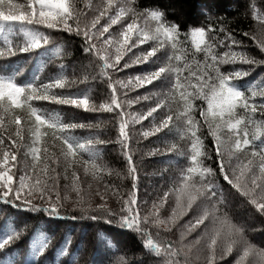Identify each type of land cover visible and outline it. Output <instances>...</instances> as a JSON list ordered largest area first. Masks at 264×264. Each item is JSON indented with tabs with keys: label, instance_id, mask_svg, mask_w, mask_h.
<instances>
[{
	"label": "snow or ice",
	"instance_id": "1",
	"mask_svg": "<svg viewBox=\"0 0 264 264\" xmlns=\"http://www.w3.org/2000/svg\"><path fill=\"white\" fill-rule=\"evenodd\" d=\"M88 8L91 11H85L75 0H27L26 4L14 0H0V35L3 36L4 42V47H0V58L29 53L48 45L53 37L46 30L64 32L80 39L82 53L89 56L98 77L106 78L104 82L109 89V97L105 103L92 104L90 107L87 96L50 92L53 88L62 89L76 82L67 80L63 75H58L48 83H18L10 75L0 76V129L5 128V120L9 127H14V132L7 136V143L3 132H0V203L20 211L42 212L49 219L69 218L62 215L63 202L68 196L65 194L61 197L58 186L57 168L63 167L65 180L69 179L70 172V187L76 193L74 208L81 214L71 216L72 220L103 221L135 232L145 249L162 258L161 264H195L191 259L192 249L194 245L200 244L201 239L205 241L201 245L204 253L203 264H218L233 253L234 247L236 255L228 264H264V249L249 242L244 227L233 223L226 210L229 198L238 196L264 215V119L255 118L258 107L260 116L264 117V103L259 106L249 103L245 92L232 83L235 79L247 76V70L221 72L219 67L220 64L226 63L256 66L264 64V59L257 60L243 50H231L233 45L239 47L243 44V41L236 39L231 32H225L223 38H218V32L211 26L207 29L195 27L190 29V33L184 34H190L195 51L184 52L185 63L180 67L172 61L182 60V55L176 53L183 50L182 45L185 42L181 40L179 25L168 22L162 11L148 7L137 11L133 0H99L94 8L91 4ZM207 14L206 10L205 15ZM126 16H130V21L122 22ZM253 16H257L255 11ZM141 17L144 18L143 25L138 22ZM102 18H105L103 24L100 23ZM259 19L262 25L260 38L257 39L255 35L250 38L255 41L259 50L264 52V16ZM149 21H154L155 26L152 27ZM117 24H120L119 30L115 33L109 32V29ZM105 33L108 35L105 36ZM21 34L22 40L14 46L10 36ZM243 35L249 36V33L245 32ZM149 41L155 43L147 49L133 53L123 64L120 63L127 52ZM166 43L171 52L165 49ZM217 46L228 50L213 54V49ZM161 49H164V52L157 55ZM197 53H203L202 60L194 59ZM189 56L193 58L191 62L188 61ZM149 62L154 66L152 70L137 73L126 80L113 79L114 73L133 64ZM192 63L196 64V71L191 70ZM185 69H189L187 75H184ZM157 80L168 81L166 95L153 93L137 95L132 99L120 98L124 89L139 88ZM248 91L253 98L257 95L264 97V79L250 82ZM177 93L183 101V107L174 110L169 100L175 99ZM123 94L126 96V93ZM152 95H156L157 99L149 106L147 112L136 115L127 111V106L140 100H150ZM190 97L206 101V108H200L202 123L196 121L192 115L194 106ZM33 100L49 101L93 112L115 111L118 123L116 143L121 147V154L126 161V176L131 180L127 192L121 191L118 186L104 183L103 192L98 190L96 193L101 202L97 203L95 208L86 203L79 186V171L82 169L85 174H91L96 179L102 178L105 172L111 175L113 169L99 161L98 147L109 141L95 135H73L72 130L92 128L93 125L62 122L29 103ZM238 108L243 109L244 114H238ZM158 110L159 119L153 115ZM148 117H152L150 127L140 132L144 138L165 128L172 130V127L183 130L184 135L190 133V151L185 146L184 151L177 152V155L184 156L190 163L179 168L173 185L153 200L142 216V206L148 202L138 201V170L129 145V125ZM22 120L30 121V144L26 146L23 145ZM241 125H244L243 129L240 128ZM198 126H206L208 135L212 137L216 168L204 164L202 157L209 160L212 157L204 149L201 137L197 135ZM249 126L253 129L252 140L261 142L259 152L253 148L250 156L246 154L244 159L237 157L234 163L232 157L235 153L252 142L248 138ZM45 128L51 130L50 139L58 142L54 145L59 148L58 153L50 152L48 142L43 140V137L48 136L47 131H42ZM224 129L230 134L227 138L221 136ZM21 146L27 148L26 155L31 156L32 163L30 166L18 168L17 152ZM175 148L176 145L173 144L168 151ZM156 151L158 150L154 149L153 153ZM221 177L225 184L219 183ZM68 187L69 185H65V188ZM109 193L119 203L118 210L108 206L106 196ZM169 196L172 197L170 214L161 218L160 209L169 202ZM34 200L39 203H34ZM189 212L191 215L182 225L184 231L179 242L158 239L162 230L171 231L176 221ZM153 228L155 232L152 231ZM197 229H200V234L196 240L190 244L183 243L184 236ZM21 231L22 229H13L0 238V249L14 242ZM47 247V238L35 243L24 264H47L46 261L37 262L32 259L42 254ZM196 259H199V256ZM0 264H15V261L9 256L0 259ZM115 264H127V261L121 259Z\"/></svg>",
	"mask_w": 264,
	"mask_h": 264
},
{
	"label": "trees",
	"instance_id": "2",
	"mask_svg": "<svg viewBox=\"0 0 264 264\" xmlns=\"http://www.w3.org/2000/svg\"><path fill=\"white\" fill-rule=\"evenodd\" d=\"M14 2L26 4L27 0H14ZM75 2L85 11H91L88 5L93 8L99 0H75ZM137 11H142L145 7L150 9L160 10L164 13V18L170 23L179 25L181 32V40L184 41L182 51L176 54L182 55V60L177 62L172 61L174 65L183 67L185 63L184 52L192 53L195 49L192 47L191 38L185 33H190V29L195 27H204L207 29L211 26L218 32V38H223L225 32H231L238 40H242L243 44L239 47L232 46L231 50L245 51L249 56L257 60L264 59V52H261L256 46L255 41L250 37L255 35L257 39L261 34L260 16H264V0H133ZM207 10V15L205 11ZM111 11V10H110ZM253 11L257 13L254 18ZM105 18H102L100 23L103 24ZM130 21V16L123 18L122 22ZM141 25L144 23V18L141 17L138 21ZM152 27L155 26L154 21L148 22ZM120 28V24L114 25L109 29V32L115 33ZM223 29V31H220ZM53 37L48 45L41 49L33 50L29 53H17L15 56H7L0 58V76H12L16 82H35L48 83L58 75H63L67 80H75L71 86L65 88H53L51 93L57 94H79L81 97L87 96L92 104L99 105L105 103L109 97V89L104 82L106 78H99L97 72L94 71L88 55L82 53L80 48V39L74 35H69L56 30H46ZM248 32L249 36L243 35ZM108 34V33H107ZM208 33H206L207 35ZM107 36V35H106ZM10 39L13 45L22 40V34L12 35ZM154 41H149L144 45L133 48L127 52L121 64L128 60L133 53H138L142 49H147ZM227 43V41H225ZM0 47H4L3 36L0 35ZM203 47V45H202ZM165 49L171 52L170 46L166 43ZM228 50L217 46L213 49V54L222 53ZM164 49L158 51L157 55H161ZM192 57H188V61H192ZM195 60H202L203 53H197ZM151 63L133 64L129 68H125L118 73L113 74V79L126 80L130 76L143 71L153 69ZM221 72H230L237 69L247 70L249 74L243 78H238L232 81L245 92L246 97H249V103H255L259 106L264 103V97L257 95L251 97L248 91L250 82L264 79V64L252 66L241 63H226L220 64ZM63 69V71H62ZM192 71H196V64L192 63ZM189 69H185L184 75H187ZM174 80V76H173ZM168 81L157 80L152 84L133 88L131 90L124 89L120 94V98L132 99L137 95L162 93L167 94ZM191 91V89H189ZM126 93V96L123 94ZM157 99L156 95H152L150 100H140L133 103V107L127 106V111L139 115L141 112H147L149 106ZM194 106L192 113L196 121L202 123L200 117V108H206V101L198 97H190ZM34 107L42 110L45 114H51L57 117L62 122L73 123H91L92 128L74 129L72 134L77 137H87L95 135L100 139L109 141L104 145L98 146L100 149L99 161L106 164L108 168L113 169L111 175L107 172L103 173L102 178H93L91 174H85L81 169L79 171V186L81 195L86 199V203L95 208L97 203H100L97 191L103 192L104 183H110L118 186L121 191L127 192L131 186V180L126 176L127 168L124 156L121 154V147L116 143L118 137V123L116 113L105 111H86L77 109L69 105H58L49 101H30ZM169 103L173 109L182 108L183 101L179 93L175 99H170ZM136 106V107H134ZM167 109H165L166 111ZM19 111V110H18ZM238 114H244L243 109H237ZM159 110L153 113L159 119ZM21 115H24L21 113ZM256 119H264L260 116L259 107L255 113ZM152 117H148L142 124H130V141L129 145L132 149L133 161L138 170V201H147L146 205L142 206L141 215L147 208H150L153 200L157 199L163 192L171 187L178 174L181 166H187L189 161L182 155H177L178 151H184L187 146L190 151V133L184 135L183 130L172 127L162 129L159 133L144 138L140 135L142 130L150 127ZM30 121L22 120L24 125V141L23 145L30 144L28 133V124ZM5 128L0 129L3 132L6 143L9 133L14 132V127L7 125V120L4 122ZM171 127V125H170ZM244 125L240 128L243 129ZM6 129V130H5ZM47 131L48 136L43 137V140L48 142L50 152H59L56 145L58 142L52 141L51 130ZM253 129L249 126V139L252 141L244 149L236 152L232 157L235 163L237 157L244 159L245 155L250 156V152L255 148L259 152L260 140H252ZM197 135L201 137L204 149L211 154V159H204L205 166L216 168V154L213 147V140L207 133V127H199ZM230 134L227 129L221 132V136L227 138ZM243 132L241 131V137ZM233 141L235 136L232 137ZM176 148L172 151L168 149L173 145ZM21 146L17 152V167L30 166L32 163L31 156L26 155L27 148ZM158 151L153 153V150ZM223 151V149H222ZM149 153H153L149 155ZM86 158V154H85ZM259 156L256 157L258 161ZM58 186L61 197L67 194L68 199L64 201L62 215L69 217L65 219H49L44 213H31L10 208L9 206L0 203V238L9 234L13 229L19 231L22 229L19 237L0 249V259L11 257L15 264H24L25 259L29 257L31 249L35 243L47 238L48 247L39 256L32 257L37 262L46 261L47 264H115L117 260L127 261V264H161V257L143 247L141 240L135 232L121 228L118 224H106L103 221H92L90 219L72 220L71 216L81 215L79 210L74 208L76 193L71 190V179H64L63 167H58ZM119 173L120 175H116ZM220 184H225L222 177L219 178ZM65 185H69L65 188ZM226 187H230L225 185ZM234 191V190H233ZM39 203V201H33ZM106 202L109 207L116 210L120 205L116 198L109 193L106 196ZM172 197L169 196V202L160 209L161 218H166L170 214V204ZM229 217L233 223L242 225L245 229V236L250 243L258 248L264 249V221L257 215L252 206L242 201V198L233 196L229 198L227 207ZM191 212L186 216L179 218L171 231H161L160 240H171L174 242L180 241V235L184 231L182 225L187 221ZM155 232V228L152 229ZM200 229H197L184 236L183 243L190 244L196 240ZM66 242V248H65ZM205 241L202 239L199 245H203ZM61 249H64L63 251ZM236 255L235 249L233 253L227 256L224 260H220L218 264H228ZM192 259V258H191ZM196 264V263H195Z\"/></svg>",
	"mask_w": 264,
	"mask_h": 264
},
{
	"label": "rangeland",
	"instance_id": "3",
	"mask_svg": "<svg viewBox=\"0 0 264 264\" xmlns=\"http://www.w3.org/2000/svg\"><path fill=\"white\" fill-rule=\"evenodd\" d=\"M106 35H108L107 33H105V36ZM120 63H121V61H120ZM118 73V72H117ZM131 107H133V105H131ZM134 107H136V106H134ZM83 109V108H82ZM145 121V119L144 120H142V121H140L139 123H137V124H142L143 122ZM15 170V169H14ZM34 201H36V200H34ZM251 206V205H250ZM255 210V209H254ZM256 211V210H255ZM256 213H257V215L258 216H260L262 219H263V221H264V215H261L260 213H258L257 211H256ZM186 216V215H185ZM200 234V231L198 232V234H197V236ZM202 241V239L200 240V242ZM197 249H200V251H197ZM234 249H235V247H234ZM203 255H204V253H203V249L201 248V245H194L193 246V249H192V254H191V258H192V260L193 261H195V263L196 264H203ZM197 256H199V259H196V257Z\"/></svg>",
	"mask_w": 264,
	"mask_h": 264
}]
</instances>
